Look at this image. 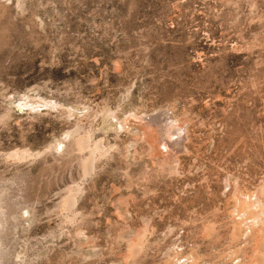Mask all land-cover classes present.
<instances>
[{"label":"rangeland","instance_id":"374dc122","mask_svg":"<svg viewBox=\"0 0 264 264\" xmlns=\"http://www.w3.org/2000/svg\"><path fill=\"white\" fill-rule=\"evenodd\" d=\"M0 221V264H257L264 0H0Z\"/></svg>","mask_w":264,"mask_h":264},{"label":"bare ground","instance_id":"6f19581e","mask_svg":"<svg viewBox=\"0 0 264 264\" xmlns=\"http://www.w3.org/2000/svg\"><path fill=\"white\" fill-rule=\"evenodd\" d=\"M147 120V122L150 124V125H155V126H159V124L161 123V122H163L164 120H166L165 119V117H164V115H162V114H156V115H153V116H151L149 119L147 118L146 119ZM87 135V134H86ZM86 135H83L78 141H77V143H76V145H75V148L76 149H78V150H85V149H88L89 147H88V142H87V136ZM99 147H98V145L97 144H95L94 146H93V149L94 150H96V149H98ZM93 150V151H94ZM94 154V153H93ZM17 156L19 157V158H25L27 155H26V153L25 152H21V153H19V154H17ZM93 155L92 154H90L89 156L87 155V158H86V160H85V173H88L89 172V170H90V165H91V162H92V160H93ZM84 163V162H83ZM83 170H84V168H83ZM76 193H77V189H76V187H74V188H71L70 189V191H69V194L67 195V197L65 198V207L67 208V210H70V208H72V206H73V204H74V198H75V195H76ZM250 206V205H249ZM241 209V208H240ZM239 209V210H240ZM241 211V210H240ZM241 214H242V212H241ZM254 215V214H253ZM73 216V215H72ZM70 218V217H69ZM74 218V217H73ZM248 218H250V216L248 217ZM263 219V218H262ZM244 220H246V219H244ZM253 220H255V218L253 219ZM71 221L72 220H69V222L71 223ZM242 221V220H241ZM0 223H2L1 221H0ZM254 223H256V221L254 222ZM251 224H253V222L251 223ZM211 229H209L208 231L209 232H212V231H210ZM251 230H252V225H248V227H247V229H246V232H247V234L249 235L250 234V232H251ZM1 237V236H0ZM135 244V246H136V248H135V250H133L134 249V247L132 248V250L133 251H131L132 253H134V254H132L131 252H130V257L128 258V259H130V258H132V257H134L135 255H137V254H135V252L137 253V249H139L138 247V243L137 242H135L134 243ZM6 250V249H5ZM144 250V249H143ZM260 250H261V252L259 253V254H256L255 255V260H256V263L257 264H264V244L263 245H261L260 246ZM4 253V252H3ZM138 253H139V251H138ZM1 254H2V252H1V250H0V261H1ZM180 255V254H179ZM178 254H177V256H176V254L175 255H172L171 257H169L168 258V261L166 262V264H178V261H181V259L182 258H180V256H179ZM232 255H234L233 253H232ZM127 259V260H128ZM235 259H236V257H235ZM230 261V260H229ZM235 261V260H234ZM248 261H249V259H248ZM200 262H199V258L197 257V256H187V261H185V262H183V261H181L179 264H199ZM130 264H132V263H130ZM229 264H237V262H234V263H232V261H231V263H229ZM244 264V263H243ZM248 264V263H247Z\"/></svg>","mask_w":264,"mask_h":264}]
</instances>
